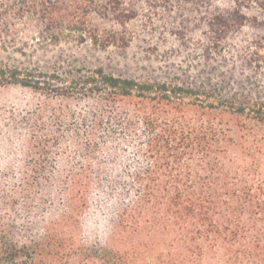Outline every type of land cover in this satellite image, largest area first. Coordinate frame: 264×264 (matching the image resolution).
Masks as SVG:
<instances>
[{"label": "trees", "instance_id": "16d2710c", "mask_svg": "<svg viewBox=\"0 0 264 264\" xmlns=\"http://www.w3.org/2000/svg\"><path fill=\"white\" fill-rule=\"evenodd\" d=\"M162 28L264 67V0H0V50ZM0 264H264V97L0 64Z\"/></svg>", "mask_w": 264, "mask_h": 264}, {"label": "rangeland", "instance_id": "374dc122", "mask_svg": "<svg viewBox=\"0 0 264 264\" xmlns=\"http://www.w3.org/2000/svg\"><path fill=\"white\" fill-rule=\"evenodd\" d=\"M180 4L167 12L170 20L176 19L180 23L187 17H195L197 10L188 12L185 3ZM197 37L191 38L185 32L182 35L170 33L162 28L141 31L125 50L72 41L45 48L28 46L17 50L10 47L0 50V64L60 71L103 67L107 72L132 78L218 85L230 95L238 92L264 97V67L257 68L230 54L203 57L201 41Z\"/></svg>", "mask_w": 264, "mask_h": 264}]
</instances>
